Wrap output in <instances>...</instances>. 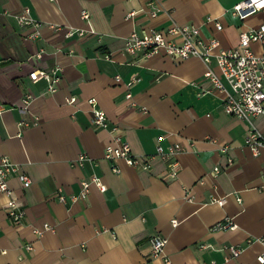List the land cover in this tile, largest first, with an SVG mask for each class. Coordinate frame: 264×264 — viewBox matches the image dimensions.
Listing matches in <instances>:
<instances>
[{
  "label": "crops",
  "instance_id": "1",
  "mask_svg": "<svg viewBox=\"0 0 264 264\" xmlns=\"http://www.w3.org/2000/svg\"><path fill=\"white\" fill-rule=\"evenodd\" d=\"M150 1L159 9L156 17L141 10ZM239 1L0 0V157H11L31 178L29 186L17 175L9 178L26 210L20 222L8 215V196L0 190V264H167L151 254L150 239L157 234L167 238L170 264H258L264 249V150L255 155L244 144L249 123L224 110L219 91L200 93L212 87L201 58L176 59L163 50L139 58L123 49L133 31L165 29L173 20L198 25L204 38L217 37L221 47L239 46L241 29L264 22V10L245 19L234 16ZM26 6L41 22L38 27L20 26L11 15ZM131 10L139 11L128 19ZM213 17H219L221 29L207 21ZM67 27L86 33L67 36ZM253 48L264 47L254 42ZM57 65L63 79L46 93L47 82L29 74ZM133 74L140 80L128 98L126 83ZM27 92L34 94L28 104ZM70 95L77 96L75 102L67 101ZM92 96L136 154L155 153L160 136L166 148L180 143L178 174L159 156L148 169L105 158L112 133L93 124ZM23 119L30 124H20ZM255 122L264 129L262 117ZM225 144L228 152L222 151ZM83 153L90 159L80 162ZM228 156L234 160L230 165ZM218 164L224 168L215 174ZM93 174L107 189L92 184L85 199L72 200ZM212 196L226 200L220 204ZM226 217L237 227L213 228ZM45 223L52 229L36 234ZM230 244L243 250L227 259L224 246Z\"/></svg>",
  "mask_w": 264,
  "mask_h": 264
},
{
  "label": "built area",
  "instance_id": "2",
  "mask_svg": "<svg viewBox=\"0 0 264 264\" xmlns=\"http://www.w3.org/2000/svg\"><path fill=\"white\" fill-rule=\"evenodd\" d=\"M146 11L151 17H156L158 8L153 1H150L148 8H141ZM264 10V0H241L232 8V14L239 19H245L247 16ZM139 10H131L127 13V18L130 19L136 15ZM11 13V12H10ZM18 25L28 26L32 25L38 27L41 22L36 19L30 7H23L20 11L13 12ZM82 16L89 19L90 14L87 10L82 11ZM213 21L218 29L223 27L219 17L207 19ZM54 27V25H53ZM57 29H61L59 25ZM95 32L93 28L88 30ZM85 29L74 27H67L66 35L74 34L84 35ZM37 31L31 33L29 36L35 38ZM258 42L264 47V22L257 27H249L241 29L239 33V46L232 48L221 47L220 41L217 37L204 38L201 35V29L195 24H181L175 20L167 28L156 29L152 28L142 34L133 31L124 39L123 49L126 53L132 56H139V58L151 57L160 51H165L168 55L176 59H185L191 56L201 58L207 64L205 71V78L210 81L212 87L210 89L203 88L200 93L205 94L215 89L222 95V103L224 110L236 117L246 120L249 123V128L244 138V144L248 146L255 155H259L264 150V129L260 128L256 122V117H262L264 120V48L257 53L253 48V43ZM44 49L41 48L36 56L41 57ZM109 57V54L106 55ZM213 62L218 67L216 70L213 67ZM32 80H45L47 82L46 93H53L56 91L63 79L62 67L54 66L51 69H34L30 72ZM120 75H116V80H120ZM140 80V76L133 74L127 81L128 91L126 96L128 98L133 96L131 87L134 83ZM34 97L32 92H27L24 97V102L28 104ZM76 95L67 97L69 103L75 102ZM90 110L92 113V122L98 127H108L112 133V139L105 147L104 156L113 161L122 159L128 165L148 169L151 167V160L156 156L164 158L168 163L170 173L176 176L180 170V163L176 155L183 151L184 148L180 143H174L168 148L162 144L163 136H160L156 145V151L149 155L136 154L124 138L121 127L114 123L110 124V120L106 111L99 106L96 97L88 99ZM3 105L0 103V111L3 110ZM38 120L35 116L34 122ZM20 124H30L27 120H21ZM230 146L225 144L222 146V151L228 152ZM90 159L87 154H81L78 157L80 162ZM233 157H227V164L233 163ZM224 166L216 165L213 169L215 174L222 171ZM114 171H119L117 165L113 166ZM11 175H17L24 186L31 184L30 176L24 172L18 163L13 161L8 155L0 157V190L7 196L6 211L8 215L15 221H22L26 214L24 205L15 195L13 187L9 183ZM95 184L101 191H105L107 186L97 174L91 175L90 179L82 181V188L78 194L71 195L72 200L85 199L91 189V185ZM59 199L66 201L65 195L60 194ZM212 201L223 204L225 197L212 196ZM174 225H177L178 220H172ZM237 224L232 218L226 217L218 221L214 225V229H233ZM52 229L48 223L44 224L43 228H35L36 234L41 235L44 231ZM264 242V236L260 238ZM152 246V256H163L167 264L171 263V259L165 254V245L167 238L162 235H153L150 239ZM28 249H32L31 244H27ZM224 249L230 252L227 259L230 257H237L243 250L239 245L230 244L225 245ZM258 264H264V249L257 255ZM203 264H216L215 261L204 262Z\"/></svg>",
  "mask_w": 264,
  "mask_h": 264
},
{
  "label": "rangeland",
  "instance_id": "3",
  "mask_svg": "<svg viewBox=\"0 0 264 264\" xmlns=\"http://www.w3.org/2000/svg\"><path fill=\"white\" fill-rule=\"evenodd\" d=\"M255 51L257 52V53H259L260 51L259 50H257V49H255Z\"/></svg>",
  "mask_w": 264,
  "mask_h": 264
}]
</instances>
